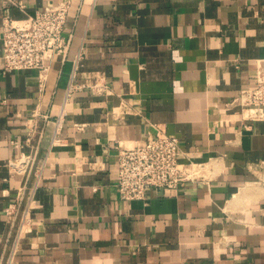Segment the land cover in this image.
<instances>
[{
    "label": "crops",
    "instance_id": "0c3cea01",
    "mask_svg": "<svg viewBox=\"0 0 264 264\" xmlns=\"http://www.w3.org/2000/svg\"><path fill=\"white\" fill-rule=\"evenodd\" d=\"M16 1L24 6L0 0V30L5 16L59 0ZM65 34L70 50L46 56L43 93L35 69L0 75V264H264V119L227 107L256 86L264 0H73ZM80 49L78 81L106 91L86 87L64 107ZM157 127L207 165V178L124 200L114 145ZM21 152L35 162L10 223L20 183L8 162Z\"/></svg>",
    "mask_w": 264,
    "mask_h": 264
},
{
    "label": "built area",
    "instance_id": "2783aa9c",
    "mask_svg": "<svg viewBox=\"0 0 264 264\" xmlns=\"http://www.w3.org/2000/svg\"><path fill=\"white\" fill-rule=\"evenodd\" d=\"M7 1L13 5L24 6L16 0ZM72 4L73 0H59L23 19L5 16L0 30L2 43L0 75L35 69L38 71L39 90L43 93L47 87L50 71L46 56L52 54L65 59L71 47V37L65 32ZM84 54V49H80L74 57V67L71 81L66 89L64 107L76 91L86 87H91L99 93L106 91V88H103L99 82L89 84L78 81V70ZM126 107L123 104L121 109H126ZM227 107L235 109L236 114H239V118L243 120L264 119V61L257 67L256 86L241 89L238 95L227 104ZM64 115L65 108L58 117L59 128ZM11 142L19 146L16 141ZM114 148L118 165L115 185L120 197L124 200L146 201L151 189L168 194L178 190L187 182L207 178V165L191 160L189 153L182 149L178 138L170 135L163 127H157L155 135L128 143L118 142ZM182 156L187 161H183ZM34 162L35 156L26 152H21L9 159L8 166L11 174L20 183L17 199L5 208V215L10 223L18 219L26 183L33 170ZM35 175L39 180L42 175L40 167L36 168ZM36 187L37 183L27 196L28 206L20 221L19 235L26 232L30 226L31 219L28 214Z\"/></svg>",
    "mask_w": 264,
    "mask_h": 264
}]
</instances>
